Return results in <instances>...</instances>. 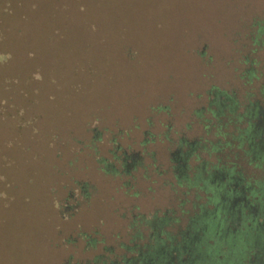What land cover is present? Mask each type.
<instances>
[{"label":"rangeland","instance_id":"obj_1","mask_svg":"<svg viewBox=\"0 0 264 264\" xmlns=\"http://www.w3.org/2000/svg\"><path fill=\"white\" fill-rule=\"evenodd\" d=\"M263 26L264 0H0V264L120 262L154 219L185 227L197 193L171 155L214 139L211 91L254 92L241 71L264 73ZM201 160L216 153L185 175Z\"/></svg>","mask_w":264,"mask_h":264},{"label":"flooded vegetation","instance_id":"obj_2","mask_svg":"<svg viewBox=\"0 0 264 264\" xmlns=\"http://www.w3.org/2000/svg\"><path fill=\"white\" fill-rule=\"evenodd\" d=\"M262 31L264 29L260 30V32ZM263 40L264 36L263 38L257 36L254 37L253 42L260 43ZM253 62L248 60V56L243 61L244 67L241 71V77L244 79L243 84L246 86L253 84V87H256V89H254V92H250V94H245V102L241 104V107L233 93H226L216 89L211 91L210 94L209 107L206 108L208 117L203 119L202 111H197L199 118L203 119L201 120L203 127L214 130V139H198L192 143H186L184 147H178V153H175V155L178 154V167H176L178 176L180 174L184 175V171L186 170L184 160H187L188 155L193 151L203 147V150L206 149L207 151L216 153L217 163L209 164L201 160L194 170L192 177L198 181L197 184H202L200 182L201 179H207L208 175L211 176L210 181L212 183L217 181L216 186H221L220 183L226 182V191L231 192L228 198H226L222 195L224 192L222 188L219 198L221 201L225 200L228 203L226 209L227 212L229 210L230 215L227 213L226 218L236 217V219H241V216H247L248 214L257 216L258 209L264 208V194H261L262 192H258L256 195L248 194L252 183L250 181L247 183L248 178L253 177L256 173L260 174L258 177L264 183V176H262L264 167H255L252 163L247 162L248 157L254 159L255 153H258V158L264 155V85L262 86L264 84V73H257L255 67L251 66ZM228 119L233 120L229 123L227 122ZM247 126L249 127L248 130ZM236 128L240 130L236 132ZM239 134L240 136H238ZM239 140H241V144L240 147H237L235 145L238 144ZM225 141H230L231 146H224ZM181 143L180 141L179 146H181ZM214 144H217L216 148L218 149H212ZM248 169L252 171L249 174H247ZM253 178L255 179V177ZM226 179H230V181ZM211 195L214 196V193ZM198 205H200L199 202L195 201L193 203V212H189L190 215L187 216L188 221L185 227L177 230L178 237L175 244L181 239V237L179 238L180 234L190 232L188 226L192 224L196 226V221L200 220L202 222L201 218L206 216L205 210L201 214L198 213ZM203 205L204 202H202L201 206ZM242 208L244 209L243 211L241 210ZM164 217L167 218L168 216L164 215ZM176 218L179 222V217H174V219ZM173 224V220L169 222V225ZM204 226L206 227V224ZM186 228L188 229L186 230ZM184 243H187V241ZM189 245L192 249L193 242H189ZM188 247L187 244L179 246L183 253L185 249L190 250ZM184 255L189 256L188 253H184ZM181 262L184 263V260L182 261L181 259Z\"/></svg>","mask_w":264,"mask_h":264},{"label":"trees","instance_id":"obj_3","mask_svg":"<svg viewBox=\"0 0 264 264\" xmlns=\"http://www.w3.org/2000/svg\"><path fill=\"white\" fill-rule=\"evenodd\" d=\"M263 85L264 84H262V86ZM232 120L233 119H228L227 122L230 123ZM248 129L249 127L247 126V130ZM235 130L237 132L240 129L236 128ZM238 136H240V134ZM217 144H214L212 149H218L216 148ZM240 144L241 140H239L238 144L235 146L240 147ZM224 146L230 147V141H225ZM247 162L252 163L255 167H264L261 166L264 165V155L258 158V153H255L254 159L248 157ZM131 164L133 165V162ZM129 166L130 165H127L126 162L123 164L125 170H127ZM108 167L111 171L115 172L114 167H111L110 164ZM187 169L188 166L186 167V170ZM175 179L176 183L179 185L184 184L187 187L196 189V202L200 203V205H198V213L201 214L203 210L206 211V216L201 218L202 222L206 224V227L200 220H197L196 226L193 224L188 226L189 229L195 228L197 230L196 234L193 231L184 232L179 235L181 239L175 244L178 237L177 233L170 234L164 230V227L170 226L169 222L172 220L175 224L178 221L177 218L171 219L172 217L170 216L167 218L163 216L160 220L154 219L149 226L155 233L149 236L148 242L131 248V251H134L132 257H122L120 262L108 261L106 263L105 261H101V264H241V262H244V264H264V208H259L257 211L259 214H257V216L263 219L259 224L255 226H246V222H244L245 216H241L244 224H242L240 228H233L229 221L224 220L227 219V210L225 211V209L221 207V204H225V208H227L228 203L225 200L221 201V199H219L222 188L224 189L222 195L226 198H228L231 192L226 191V182L220 183L221 186H216L217 181L212 183L210 181L211 176L208 175L207 179H201L200 182L202 184L199 183V185L194 177L185 175V171L184 175L180 174V176H178V174H175ZM226 180L230 181V179ZM249 181L252 183V186L250 187V191L248 190V194L256 195L258 192L264 194V190L262 189L264 183L262 179L249 177L247 183H249ZM213 193L214 196L211 195ZM202 202H204L203 206H201ZM241 210L243 211L244 209L242 208ZM248 215L252 216L250 214ZM218 218H220V220H218ZM233 219H236V217H233ZM152 223H154V226L151 225ZM188 228H186V230ZM225 229H227V231H225ZM138 237H141V235L135 233L133 238ZM191 238H195L192 249L189 245ZM247 238L249 241L252 239V241L258 243L259 250L256 253L248 249L247 244L249 241ZM186 241L187 243H184ZM184 244L189 246L188 249L190 250H184V253H188L189 256H185L180 249L181 247L179 248L180 245ZM181 259L182 261L184 260V263L181 262ZM98 261L99 258H95L90 264H97L96 262Z\"/></svg>","mask_w":264,"mask_h":264},{"label":"crops","instance_id":"obj_4","mask_svg":"<svg viewBox=\"0 0 264 264\" xmlns=\"http://www.w3.org/2000/svg\"><path fill=\"white\" fill-rule=\"evenodd\" d=\"M175 153H178V148L172 153L171 155V160L173 161L174 165H173V170L175 172V174H178V170L176 169L177 166V161H178V154L175 155ZM184 164L185 166L187 167V163L186 161L184 160Z\"/></svg>","mask_w":264,"mask_h":264}]
</instances>
